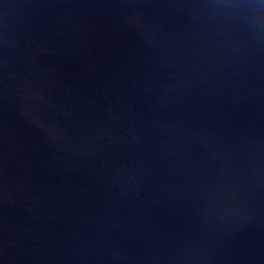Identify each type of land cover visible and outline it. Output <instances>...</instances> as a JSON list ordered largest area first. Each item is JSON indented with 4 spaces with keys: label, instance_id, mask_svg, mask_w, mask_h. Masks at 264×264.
Here are the masks:
<instances>
[{
    "label": "water",
    "instance_id": "obj_1",
    "mask_svg": "<svg viewBox=\"0 0 264 264\" xmlns=\"http://www.w3.org/2000/svg\"><path fill=\"white\" fill-rule=\"evenodd\" d=\"M0 264H264V0H4Z\"/></svg>",
    "mask_w": 264,
    "mask_h": 264
}]
</instances>
